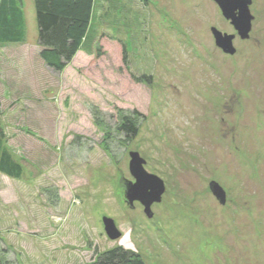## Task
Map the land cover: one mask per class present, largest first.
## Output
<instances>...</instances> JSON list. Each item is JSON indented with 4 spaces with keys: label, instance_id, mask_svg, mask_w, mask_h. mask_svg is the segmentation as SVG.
I'll return each instance as SVG.
<instances>
[{
    "label": "rangeland",
    "instance_id": "1",
    "mask_svg": "<svg viewBox=\"0 0 264 264\" xmlns=\"http://www.w3.org/2000/svg\"><path fill=\"white\" fill-rule=\"evenodd\" d=\"M215 4L99 0L93 55L58 73L40 58L35 1L23 0L27 42L0 47L1 127L25 170L0 173L10 264H91L115 248L146 264H264V0L249 65L216 47L211 29L228 27ZM96 110L111 126L137 119L136 136L114 133L106 151ZM132 154L164 183L152 217L125 200Z\"/></svg>",
    "mask_w": 264,
    "mask_h": 264
},
{
    "label": "trees",
    "instance_id": "2",
    "mask_svg": "<svg viewBox=\"0 0 264 264\" xmlns=\"http://www.w3.org/2000/svg\"><path fill=\"white\" fill-rule=\"evenodd\" d=\"M39 29L41 60L53 71L63 73L71 65L79 52L88 50L95 33V6L99 0H34ZM27 24L23 0H0V47L25 44ZM96 125L105 133L103 148L109 151L107 142L113 140L114 133L130 142L137 133V119H124L111 126L101 113L94 114ZM0 111V173L13 179H21L25 173L6 146L7 136L1 127ZM1 241V240H0ZM91 264H146L142 257L130 250L115 248L96 255ZM0 264H10L8 251L0 243Z\"/></svg>",
    "mask_w": 264,
    "mask_h": 264
},
{
    "label": "water",
    "instance_id": "3",
    "mask_svg": "<svg viewBox=\"0 0 264 264\" xmlns=\"http://www.w3.org/2000/svg\"><path fill=\"white\" fill-rule=\"evenodd\" d=\"M237 2L239 3L238 6L241 10V17L237 21L233 18V24L238 29L244 30L246 34H249L252 22V16L250 14V5L252 1L237 0ZM226 15L231 19L229 12H226ZM213 33L216 37V29H214ZM131 157V173L137 183L125 182V200L130 205H133L135 202H140L144 206L146 214L149 215V217H152V205L155 202L160 203L162 196L165 193L164 183L159 178L149 174L145 170V161L140 158L139 154H132ZM211 190L222 203L225 202L226 195L220 185L213 183L211 185ZM104 223L106 225L107 234L111 239L117 240L121 238V233L117 230L113 220L105 218Z\"/></svg>",
    "mask_w": 264,
    "mask_h": 264
},
{
    "label": "flooded vegetation",
    "instance_id": "4",
    "mask_svg": "<svg viewBox=\"0 0 264 264\" xmlns=\"http://www.w3.org/2000/svg\"><path fill=\"white\" fill-rule=\"evenodd\" d=\"M216 4V13L219 14L220 20L227 25L228 30L225 32L220 31L218 28L211 29V34L216 29V40L213 37L215 41L216 47L219 49V52L221 55L228 59L233 58L231 55L235 54L239 56V54H243V52L247 53L248 60H243L246 62V64L251 63H260L259 59L253 60L252 58H258L259 52H262V50L255 49V56L249 53V47L247 46V43L252 40V31L254 23L256 22V16L253 15L252 8L255 5V0H251L252 3L250 5V14L252 16V22H251V31L249 34H246L244 30L238 29L233 24V18L235 21H237L241 17V10L239 8V3L237 0H213ZM226 12H229L230 18L227 17ZM220 34V35H218ZM213 36V34H212ZM242 46L243 51L241 52V49L239 48ZM257 47V46H256ZM237 57V56H236ZM248 62V63H247ZM127 182V181H125ZM131 182V181H129ZM138 204L142 205L140 202H137Z\"/></svg>",
    "mask_w": 264,
    "mask_h": 264
}]
</instances>
